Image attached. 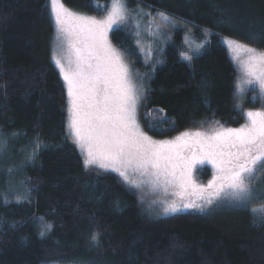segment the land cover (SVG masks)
I'll return each instance as SVG.
<instances>
[{
    "label": "trees",
    "instance_id": "trees-1",
    "mask_svg": "<svg viewBox=\"0 0 264 264\" xmlns=\"http://www.w3.org/2000/svg\"><path fill=\"white\" fill-rule=\"evenodd\" d=\"M130 1L210 34L199 35L201 53L187 61L178 32L157 66H147L144 129L165 138L216 121L240 124L238 70L222 39L264 51V0ZM109 2L63 0L97 14ZM54 37L50 0H0V264H264V208L255 206L263 200L159 216L148 203L157 191L141 200L116 172L85 165L70 137ZM111 39L143 67L128 30Z\"/></svg>",
    "mask_w": 264,
    "mask_h": 264
},
{
    "label": "snow or ice",
    "instance_id": "snow-or-ice-1",
    "mask_svg": "<svg viewBox=\"0 0 264 264\" xmlns=\"http://www.w3.org/2000/svg\"><path fill=\"white\" fill-rule=\"evenodd\" d=\"M50 5L57 39L66 41L72 53L67 64L59 55L53 59L67 85L69 128L86 155V166L111 169L134 187L143 181L132 180L130 172L148 177L153 187L179 189L180 198L165 203V214L203 210L222 192L237 201L251 197L250 178L258 165L264 169V111H247V123L239 128L185 131L173 140H153L137 120L141 90L107 37L114 24L126 19L123 0H114L102 20L72 13L63 0H50ZM228 46L235 54L248 53L244 62L247 83L264 91V51L237 41H229ZM205 163L216 170L206 187L193 178L196 166ZM189 189L197 194L196 200L185 198ZM204 192L208 195H199Z\"/></svg>",
    "mask_w": 264,
    "mask_h": 264
},
{
    "label": "rangeland",
    "instance_id": "rangeland-1",
    "mask_svg": "<svg viewBox=\"0 0 264 264\" xmlns=\"http://www.w3.org/2000/svg\"><path fill=\"white\" fill-rule=\"evenodd\" d=\"M97 5H106L102 2H96ZM114 0H110L108 3L106 10L103 14H97V13H84L77 10H74L67 5L65 7L69 9L72 13L78 14L81 16L86 17H93L97 20L104 19L107 14L112 10ZM123 3L127 6V11L125 13L126 19L118 24H114L111 28V30L108 32L107 37L108 40L111 43V46L116 49V51L120 54L122 62L127 66L129 75L131 77V80L133 84L137 87L138 90H141L140 92V101L138 103L137 107V120L140 124L141 129L150 136L153 140L156 141H164V140H173L176 136H179L181 133L185 131L189 132H195V131H204L207 132L210 129L216 127V128H239L243 126L245 123H247V117L245 113L249 110L251 111H264V91L260 90L258 86L253 84H248L247 79L248 77L245 74L244 71V62L248 58V53L241 50L238 54L233 53L228 43L229 41H232L230 39L223 38L222 43L225 44L229 49L230 58L232 59L235 67L237 68V75L235 78V103L236 108L239 110L240 115L242 116L243 120L238 125H232L227 124L224 122L216 121L212 124H208L206 126L200 127V128H193V129H187L184 131H180L177 134H174L169 137H154L150 135L143 127L141 123V105L142 101L144 99L145 95V78L147 77L150 68L147 67L148 65L155 66L159 63V54L162 52V50L165 48L167 44H170L173 40H177L176 34L178 32L182 33L181 43L180 46L182 48L181 55L183 59H185V56L193 57L194 55H198L201 53L202 47L205 44V41L200 40L199 35L203 34L206 39L210 37V34L208 32H205V30H202L201 28H195L194 26L190 25V23L186 22L185 20L175 17L173 15H170L166 11H162L159 9H152L150 7H146L142 5L141 3H134L130 0H123ZM51 7V5H50ZM52 13V12H51ZM161 13L164 14V16L167 17V19H164L161 16ZM54 24H55V37L53 42V49L54 54L59 55L63 62L67 64L68 59L72 58V53L68 47V43L66 41H58L57 37L59 35L57 30V25L54 19V16L52 15ZM74 23V22H73ZM125 29L128 30V33L134 37L135 43L137 46V54L139 56V61L143 63V67H139L129 55V53L125 50L120 49L117 47L112 39H111V33L116 29ZM243 45V44H242ZM187 61H190L188 59H185ZM140 63V62H139ZM157 66V65H156ZM154 69V67H153ZM68 117H69V104H68ZM70 119V117H69ZM70 137L74 141V137L71 133V130L69 128ZM75 142V141H74ZM76 146L79 148V150L82 152L84 158H86L85 153L81 150L80 146L75 142ZM101 170L105 171H112L111 169H103L98 167L97 165H93ZM205 168H209V176L204 178L203 172ZM257 172L253 174V176L250 178V187L252 189V195L250 198L244 200V201H237L232 199L230 196H228L226 193H220L218 199H214V202H220V201H228L229 203H234L238 206L247 205L252 201H261L262 203L258 202L256 206L257 208H264V169H261L260 166H257ZM115 172V171H112ZM117 173V172H116ZM118 174V173H117ZM216 174V170L213 168V166L209 163H205L203 165H197L195 168V171L193 173V178L195 180V183L197 185L201 186H207V184L214 178ZM130 178L132 180L137 181L138 183L143 181V183L140 184L139 192L136 191L141 197L142 200L143 196H150L152 194V190L157 191L156 193L152 194V200L149 201L144 198V202L152 203L151 208L156 211V215H170L165 214L163 212V207L165 206L166 202H171L173 200H178L180 198L179 192L180 190L174 187H168L166 190L162 187H153L152 184L149 182L148 177L141 176L139 173H129ZM120 176V175H119ZM121 177V176H120ZM123 178V177H122ZM128 183V182H127ZM133 186V185H132ZM153 191V192H154ZM212 190L209 189V192ZM186 199L196 200L197 194H193L191 192V189H189V192L185 193ZM199 195L207 196L208 192L200 193ZM197 203H202L203 201H196ZM210 204L206 205L203 210L208 209ZM147 208H150L148 206ZM191 210H200L198 208H189L186 210H182L176 213L180 212H186ZM202 211V210H200ZM175 214V213H171Z\"/></svg>",
    "mask_w": 264,
    "mask_h": 264
}]
</instances>
